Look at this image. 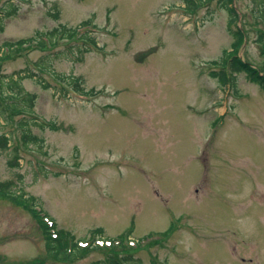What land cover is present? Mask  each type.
<instances>
[{"label":"rangeland","instance_id":"1","mask_svg":"<svg viewBox=\"0 0 264 264\" xmlns=\"http://www.w3.org/2000/svg\"><path fill=\"white\" fill-rule=\"evenodd\" d=\"M192 2L10 0L18 8L0 15V46L90 19L99 47L79 54L74 40L1 56L0 76L21 77L36 94L34 112L60 128H33L44 152L20 149L19 166L0 144V181L39 199L77 239L97 228L96 238L128 234L115 247L128 264H264V89L244 73L234 84L211 75L212 61L232 50L228 13L219 0ZM232 2L247 30L236 54L264 68L254 42L264 24L250 0ZM37 61L49 65L47 87L26 75L38 73ZM57 74L79 77L93 94L64 93ZM5 132L19 143L0 118ZM40 225L0 197V264H109L100 243L79 259H50Z\"/></svg>","mask_w":264,"mask_h":264},{"label":"trees","instance_id":"2","mask_svg":"<svg viewBox=\"0 0 264 264\" xmlns=\"http://www.w3.org/2000/svg\"><path fill=\"white\" fill-rule=\"evenodd\" d=\"M5 1V0H4ZM187 3L195 5L192 0H185ZM252 6V14L259 18L264 24V0H250ZM1 2V0H0ZM222 7L228 13L227 31L233 37V45L231 51H225L219 59L213 60L212 64L216 65L218 71L211 72L212 76H216L220 82H224L226 76L230 75V83H235V76L238 73H244L245 77L252 83L257 84L264 89V68L255 67L248 61H243L236 54V50L240 47L243 39L246 37L247 30L240 24L239 11L233 6L232 0H219ZM2 6H0L1 8ZM17 6L6 0L5 7L0 10V15H12L17 12ZM98 28L90 19L83 20L76 26L58 25L46 32L37 31L34 36H30L15 41H5L0 46V60L3 58H12L14 54L33 47L54 48L60 42L77 41L75 50L82 54L98 48L96 32ZM256 37L254 42L257 44L260 53L264 58V29L255 30ZM56 55V53H54ZM227 57V59H226ZM33 65L37 71H31L26 74L29 77L39 76L38 82L43 86L48 85L44 82L41 73L44 70L49 71V65L43 61L34 62ZM53 72V71H52ZM21 77H1L0 76V118L3 119V125L13 126L19 132V143L15 144L11 140L12 134L5 133L0 135V144L3 148L12 147V156L9 158V163L12 166H19L20 149L30 150L37 153L44 152L45 139L33 132V128L40 131L52 130L56 131L60 127L53 120H46L38 116L34 112L36 94L26 91L21 84ZM55 79L62 84L64 93L72 89L81 96L87 97L92 95V90H86L83 82L79 77L57 74ZM22 115L20 118L16 116ZM9 132V131H8ZM32 146V147H31ZM12 161V162H11ZM47 173V172H46ZM54 175V174H53ZM47 177V174H45ZM0 197L10 198L15 202H21L25 207L35 215L40 223L44 236V244L47 251V257L54 260H74L86 255L89 250L97 248L95 243L96 236L101 237L102 230L97 228L91 233L93 237L88 239H77L75 235L67 230L59 228L56 221L42 208L39 199L35 197H27L23 190L14 188L12 181H0ZM99 233V234H97ZM96 235V236H95ZM127 235V236H126ZM129 235L126 233L120 234L116 238H108L107 245L103 244L111 254L108 255L107 262L109 264H128L131 260L130 255L118 257L115 255V247L123 245L125 239ZM98 239V238H96ZM132 263V262H131Z\"/></svg>","mask_w":264,"mask_h":264}]
</instances>
